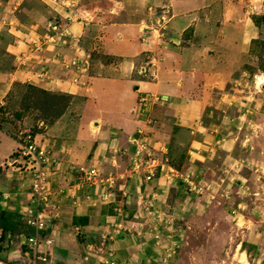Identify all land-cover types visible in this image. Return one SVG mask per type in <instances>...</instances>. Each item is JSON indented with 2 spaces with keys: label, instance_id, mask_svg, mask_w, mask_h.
<instances>
[{
  "label": "crops",
  "instance_id": "crops-1",
  "mask_svg": "<svg viewBox=\"0 0 264 264\" xmlns=\"http://www.w3.org/2000/svg\"><path fill=\"white\" fill-rule=\"evenodd\" d=\"M142 3L144 16L139 20L119 19L121 11L115 9L102 28L103 19L89 13L80 21L57 14L55 20L71 27L75 41L92 57L95 68L88 88L65 81L55 59L58 49L35 52L29 60L33 65L20 60L34 45L17 41L5 50L15 61L0 66V102L22 84L73 100L60 119L53 124L40 119L33 130L38 145L51 154L55 191L48 210L51 223L42 233L41 251L48 260L42 264H182V240L175 233L186 230L181 224L170 226L172 217H183L181 209L188 206L216 207L218 196H204L206 205L197 194L186 196L180 180L161 177L145 184L129 175L124 154L128 138L138 130L157 148L166 147L176 168L194 171L202 179L205 175L209 184L235 180L242 188L264 172V145L260 155L254 144V137H260L258 145L264 144V129L260 136L258 129L256 135L239 129L246 117L242 107L256 100L254 90L264 78L260 70L254 71V46L264 40V0ZM162 17L168 26L161 38ZM40 72L47 73L42 81L36 77ZM238 85L249 92L237 97L243 91L237 92ZM152 95L161 98L160 103L141 108L140 98ZM22 132L0 124V264H26V239L35 234L26 223L33 208L30 186L20 173L22 166L11 161ZM246 162L260 169L245 175ZM95 168L104 177L114 174L115 184H80L83 171ZM250 208L241 200L236 214L232 208L228 211L240 238L231 246L235 251L229 264H264V222L259 208ZM5 217L7 229L2 225Z\"/></svg>",
  "mask_w": 264,
  "mask_h": 264
},
{
  "label": "rangeland",
  "instance_id": "rangeland-1",
  "mask_svg": "<svg viewBox=\"0 0 264 264\" xmlns=\"http://www.w3.org/2000/svg\"><path fill=\"white\" fill-rule=\"evenodd\" d=\"M115 9H119L121 11L119 19L139 20L144 16L143 13H141V10L145 8L143 7L142 0H0V38L2 41L0 43V54H2L3 51L5 52L8 46L10 47V45L15 44L17 41L18 43L19 41H24L28 46L34 45V48L32 50L30 49V51L28 50V52L25 53L27 55L24 56V53L22 54L23 56L20 62H23V65H29L31 55H35V52H38L36 49L39 50L41 48L44 49L45 52L46 49L49 48H55V50L58 49V53H60L58 54L59 56H74L75 50H71L69 47H61L60 44L56 46L54 43H49L44 46L48 37L52 36L51 25L55 24L54 22L55 19H57V14L67 16L70 20L72 18V20L77 19L80 21L83 16H86V14L89 13L92 16L103 19L101 21V25H99L100 28H102L103 23L106 25L111 22L109 20L111 17L109 18L108 12ZM164 18L166 22H168L167 18ZM63 26L67 27L68 30L71 29V27L67 26V24ZM167 26L168 24H166V27ZM75 40L76 39L73 38L74 43H77V46H80L83 49V47L79 45V42H76ZM254 49L258 54L256 55V59L254 61V71L260 70L261 74L264 75V40L258 41L254 46ZM64 50L66 51L63 53ZM9 54L6 53L2 55L0 58V66L4 65L5 67H10L14 63L15 60L13 57L11 58V55ZM81 55L85 58L90 56L89 59H91V67L94 69L95 67H93L91 55L88 52ZM30 65H33V63ZM251 69L253 70V67ZM87 75L93 76L94 71L90 69ZM258 84V88L254 90L258 92L256 100L252 101L253 103L251 106L244 105V107H242V115H245L246 117L240 122L239 126V129H242V132H252V135L255 130L258 129V131H263L264 129L263 77L259 79ZM27 86L28 84H22L21 86L15 85L5 100V103L3 104L0 102V124L3 125L5 129L14 131L16 134L19 131L22 132L26 129L33 131L37 128L36 124L38 120H40V118L43 119L42 117L44 111L40 108H26L28 103H30L26 101V96L29 93L27 91ZM244 88L246 87L242 88L241 85H238L239 90L237 92H240L241 89L243 91H241V93H237V97L239 94L245 95L249 92L248 88ZM262 131L259 134L257 133V135L260 136ZM254 134L256 135V133ZM259 138L254 137V140H256L254 141V144L261 155L262 146L264 144L263 141H261L260 145H258L259 142L257 141ZM252 143L253 140H251V144ZM124 155L127 157L126 154ZM126 159L128 160V157ZM246 164L247 162L242 165V168L243 166H246ZM256 165L257 163H248L247 167H244V174H252L254 168L255 170H259L260 165L259 167H255ZM181 171L190 170L181 169ZM218 173L220 174V171ZM256 176L258 180L256 179V181L252 184L249 181H245L243 184L245 186L242 188H240V185H236L235 180L229 181L231 183L227 184L218 179V182L215 181V184L218 185H212L209 192H213L216 197L218 196V200L214 202V206L216 207H213V205L209 208L205 206H194L193 209H191L192 207L188 206V210L183 208L181 209L183 217L177 216L178 218L175 220L172 217V223L170 226L175 225L176 227L181 224L184 230H186V232L175 233L176 235L178 234L180 240H182V246L179 249L182 264H229V260L233 259V253L235 251L231 248V246L236 245L235 242L240 239L235 237L236 233L234 222L227 218L229 209L232 211V209L237 208V202L241 200L245 201V203L251 207L250 209L254 210V208H259L258 210L261 212L260 218L264 222V172L256 173ZM204 177L205 175L203 176L205 182H208L209 180H206V177ZM176 184L179 185L178 182ZM252 186L253 189L251 188ZM184 191L186 196H189V198H191L192 194L195 193L189 191L187 186L184 188ZM207 192L208 191H205L202 195H198V199L202 198V200H200L202 204L204 202L203 199H206L205 197L209 196ZM254 192L261 193L258 199L253 196ZM261 196H263V198H261ZM204 204L206 203L204 202ZM190 209L191 211H189ZM207 213H209V218L206 215ZM192 214H195V216L191 217ZM210 221H213V224L208 225V223H211ZM215 227L216 229L213 231ZM41 242L42 246L44 243L43 239Z\"/></svg>",
  "mask_w": 264,
  "mask_h": 264
},
{
  "label": "built area",
  "instance_id": "built-area-1",
  "mask_svg": "<svg viewBox=\"0 0 264 264\" xmlns=\"http://www.w3.org/2000/svg\"><path fill=\"white\" fill-rule=\"evenodd\" d=\"M162 20L161 38L166 36L165 33L167 31V22L164 17H162ZM54 23L51 25L52 28L50 27L52 36L48 37L44 46L54 43L56 46L60 44L61 47H69L71 50H75L74 56H59L58 54L60 53H57L55 59L65 73L66 82L82 88H88L91 84L90 79L92 78L91 75H87L90 69L92 70L90 56L88 58L82 57L81 54L86 52L80 46H77V43H74L73 35L67 27L63 26L62 21L55 20ZM36 50L42 53L44 51L42 48ZM45 74L47 73L40 72L36 77L39 81H42L46 78ZM160 101V98L154 95L144 96L140 98L139 105L143 108L149 102L160 103ZM19 142L20 147L11 161L13 164H20L22 166L20 173L23 175L24 180L29 183L33 208L28 211L26 223L35 229V234L26 239L25 244L28 246V251L25 254L27 258L26 264L47 263V257L43 256L44 253L40 248L41 240L44 237L42 233L48 229L51 223V215L48 210L51 209L52 200L55 195V191L52 188L53 163L51 162V154L48 150L38 145L36 135L31 130L22 132L19 136ZM128 144L129 148L126 149L125 154L129 162V175L140 177L145 184H149L161 177H166L171 182L180 180L185 187L187 186L189 191L195 192L194 194L202 195L205 191H208L207 194H209L210 200L216 199V195L213 192L209 193L212 184L205 182L194 171H181L176 168L171 162L168 150L165 147L157 148L144 135L142 129L138 130L134 136L128 138ZM103 174L97 168L83 171L80 184L83 186L100 185L111 188L116 182V176L111 173L107 177H104ZM253 196L258 199L260 193L254 192ZM236 213L237 210L234 209L233 214ZM47 244H52V241H48Z\"/></svg>",
  "mask_w": 264,
  "mask_h": 264
},
{
  "label": "trees",
  "instance_id": "trees-1",
  "mask_svg": "<svg viewBox=\"0 0 264 264\" xmlns=\"http://www.w3.org/2000/svg\"><path fill=\"white\" fill-rule=\"evenodd\" d=\"M27 91L29 93L26 96V101L30 103H28L26 108L32 109L35 107L43 110L42 118L49 124H53L60 119L69 110L72 103V96L70 95L50 92L35 85H28ZM3 223V227L7 229L9 221L6 217ZM3 234L4 232H1L0 237H3Z\"/></svg>",
  "mask_w": 264,
  "mask_h": 264
}]
</instances>
